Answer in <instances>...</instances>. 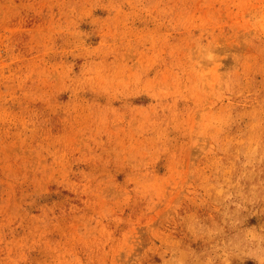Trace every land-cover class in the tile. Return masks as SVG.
<instances>
[{
	"label": "rangeland",
	"instance_id": "1",
	"mask_svg": "<svg viewBox=\"0 0 264 264\" xmlns=\"http://www.w3.org/2000/svg\"><path fill=\"white\" fill-rule=\"evenodd\" d=\"M0 264H264V0H0Z\"/></svg>",
	"mask_w": 264,
	"mask_h": 264
}]
</instances>
